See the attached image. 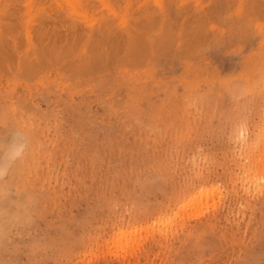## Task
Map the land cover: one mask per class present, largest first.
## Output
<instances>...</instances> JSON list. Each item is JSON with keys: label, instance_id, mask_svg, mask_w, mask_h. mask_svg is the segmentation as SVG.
<instances>
[{"label": "rangeland", "instance_id": "1", "mask_svg": "<svg viewBox=\"0 0 264 264\" xmlns=\"http://www.w3.org/2000/svg\"><path fill=\"white\" fill-rule=\"evenodd\" d=\"M0 10V264H264V0Z\"/></svg>", "mask_w": 264, "mask_h": 264}, {"label": "clouds", "instance_id": "2", "mask_svg": "<svg viewBox=\"0 0 264 264\" xmlns=\"http://www.w3.org/2000/svg\"><path fill=\"white\" fill-rule=\"evenodd\" d=\"M24 150L23 133L19 130L15 131L7 141L0 143V177L8 173Z\"/></svg>", "mask_w": 264, "mask_h": 264}, {"label": "bare ground", "instance_id": "3", "mask_svg": "<svg viewBox=\"0 0 264 264\" xmlns=\"http://www.w3.org/2000/svg\"><path fill=\"white\" fill-rule=\"evenodd\" d=\"M0 11H1V10H0ZM3 16H4V15H3ZM1 27H2V26H1ZM0 55H1V53H0ZM4 192H5V191H4ZM15 204H16V203H15ZM17 205H19V202H18ZM23 207H24V206H23ZM3 208H4V207H3ZM3 208H2V209H3ZM18 208H20V206H19ZM25 208H27V207L25 206ZM9 209H10V208H9ZM24 210H25V209H24ZM5 213H6V211H5ZM5 213H4V215H5ZM8 213H9V212H8ZM21 213H22V212H21ZM1 215H2V213H1ZM1 215H0V216H1ZM6 215H7V213H6ZM17 215H18V214H16V217H17ZM21 215H22V214H21ZM25 215H26V214H25ZM10 216H11V215H10ZM10 216H9V217H10ZM9 217H8L7 221L9 220ZM13 217H14V213H13ZM11 218H12V217H10V219H11ZM22 219H23V218H22ZM2 220H3V219H2ZM5 220H6V219H5ZM11 220H12V219H11ZM15 220H16V219H15ZM15 220L10 221V224H11V222H13V221H15ZM7 221H6V222H7ZM15 222H18V219H17V221H15ZM22 222H23V221H22ZM0 223H1V222H0ZM2 223H4V221H3ZM2 223H1V224H2ZM17 224H18V223H17ZM5 225H7V223H6ZM1 226H4V224L1 225ZM7 226H8V225H7ZM11 226H12V224H11ZM5 227H6V226H4V228H5ZM9 227H10V226H9ZM4 228H3V229H4Z\"/></svg>", "mask_w": 264, "mask_h": 264}]
</instances>
